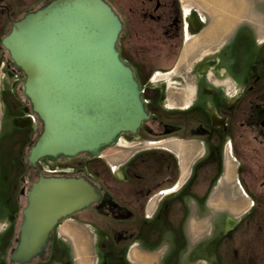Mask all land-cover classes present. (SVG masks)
I'll use <instances>...</instances> for the list:
<instances>
[{"label":"flooded vegetation","instance_id":"1","mask_svg":"<svg viewBox=\"0 0 264 264\" xmlns=\"http://www.w3.org/2000/svg\"><path fill=\"white\" fill-rule=\"evenodd\" d=\"M51 1L0 0V42L7 37L12 24ZM103 1L120 21L116 50L122 63L134 74L149 117L135 135L120 134L116 140L119 146L126 139L131 140L129 143L132 140L148 142L162 152L155 160L157 171L150 172L148 177L128 166V161L120 162L116 169L111 167L113 173L120 172L117 174L119 191L89 179L92 177L84 167L83 171L88 174L85 178L97 188L100 201L82 213L130 223L136 211L142 217L149 200L164 191L160 195H164L165 201L156 211L159 209L163 217L174 213L185 219L191 214L187 212V200L198 206L196 214L213 200L220 198L228 202L231 188L238 183L244 197L251 200L250 209L242 217L250 219L258 214L264 219V60L227 64V58L232 57L230 53L238 57L247 53L250 57V45L231 38L204 39L202 32L207 25L196 12L187 15L180 0ZM6 67L10 70L5 63ZM141 72L146 73L144 80L137 77ZM159 77L162 79L158 80ZM162 80L163 97L156 86ZM20 90L22 92L21 87ZM161 99L166 108L163 118L156 112ZM17 110L23 116L29 115L30 104L25 97ZM24 122L31 126L30 121ZM139 130H142L141 137ZM161 143L164 147L157 148ZM177 145L184 147L181 156L176 155ZM83 156H86V164L99 157ZM29 168L34 167L29 165ZM141 183L144 185L139 186ZM251 188L255 194L251 193ZM256 195L258 202L253 201ZM115 197L121 201L114 200ZM83 218L75 222L87 226L89 219ZM240 223L227 220L224 226L233 233ZM119 238L118 241H127L122 234ZM254 248H251L254 252L251 251L254 254L249 256L251 259L255 257Z\"/></svg>","mask_w":264,"mask_h":264},{"label":"rangeland","instance_id":"2","mask_svg":"<svg viewBox=\"0 0 264 264\" xmlns=\"http://www.w3.org/2000/svg\"><path fill=\"white\" fill-rule=\"evenodd\" d=\"M258 11L259 14L253 16L257 21L255 25L249 26L244 22L237 26L240 31L249 29L252 33L254 30L260 32L246 35L248 39L244 41L250 45V57L245 52L244 57L230 53L232 57L227 58V64L264 60V24L261 22L264 21V0L258 6ZM228 38L232 39V35ZM5 63L10 70L5 68ZM145 75L146 73L141 72L137 77L144 80ZM161 79L159 77L158 80ZM23 81V75L10 61L8 52L0 42V264H16L9 257L17 245L26 195L39 174L46 177L75 178H85L90 174L92 178L89 179L98 185L106 183L115 191L121 189L120 182L117 181V174L120 172L115 174L112 169L121 165L120 162H130L128 166L148 177L150 172L157 171L155 160L160 158L159 152H162L155 150L148 142L132 140L129 143L131 140L126 139L119 146L116 140L102 149L99 157L90 164H86V156L82 154L75 160H42L34 168H29L26 159L40 133L41 123L31 112V107L26 116L17 110L19 102H24L25 96L20 90ZM156 86L159 95L163 97V80ZM163 101L161 99L157 103L159 108L156 110L161 118L166 110ZM24 121H30L31 126ZM141 135L142 130H139V137ZM181 148L183 150L184 147L179 146L178 150L176 147V155L181 156ZM84 167H87L88 174L83 171ZM158 173L160 175L161 171ZM142 185L144 184L139 186ZM131 186L137 187L134 184ZM231 189L232 196L230 195L228 202L220 198L213 200L202 206L196 214L195 208L198 206L187 200V212L191 214H187L185 219L174 213L161 216L160 204L165 201V197L155 196L156 194L145 206L143 218L136 211L135 218L130 223L115 222L93 213V216L88 217L87 213L81 211L74 218L62 220L54 228L44 256L30 264H80L79 260L83 256L84 264H264V219L258 214L250 219L242 217L250 209L251 201L244 198L238 183H234ZM253 190L251 188V193L255 194ZM171 196L174 195H169ZM116 199L121 201L119 197L114 198ZM253 201L258 202V195L253 197ZM84 216L85 221L89 219L88 224L85 223L87 226L75 222L83 221ZM227 220L241 223L230 233L224 226ZM120 234L127 241H118ZM258 238L261 241H255ZM252 246L255 247L253 259L250 258L254 255ZM248 248L250 251L247 252Z\"/></svg>","mask_w":264,"mask_h":264},{"label":"water","instance_id":"3","mask_svg":"<svg viewBox=\"0 0 264 264\" xmlns=\"http://www.w3.org/2000/svg\"><path fill=\"white\" fill-rule=\"evenodd\" d=\"M120 32L103 0H53L12 24L2 46L23 75V95L41 123L26 159L31 167L45 159L96 157L148 120L134 74L116 50ZM99 201L83 177L39 174L26 195L10 261L42 258L54 228Z\"/></svg>","mask_w":264,"mask_h":264},{"label":"crops","instance_id":"4","mask_svg":"<svg viewBox=\"0 0 264 264\" xmlns=\"http://www.w3.org/2000/svg\"><path fill=\"white\" fill-rule=\"evenodd\" d=\"M261 1L262 0H180V3L185 13H190L191 11L196 12L199 19L208 26L202 32L204 39H216L219 41L232 35L233 41H239L245 40L247 38L246 35L252 33V30L246 29L240 31L237 26L244 22L249 24V26L256 24V18L253 16L259 14L258 6ZM261 22L264 24V21ZM261 22L259 21L258 23L261 24ZM257 33L260 32H255L254 30L252 34L255 35ZM162 145L163 143L160 144L161 147ZM176 147L178 150L179 145ZM160 192L161 191L155 196H159L161 194ZM163 192L164 191H162V193ZM248 201L250 202L251 200ZM69 235L74 236L71 234ZM83 258L84 256L79 260L80 264H84L83 261L85 260H83Z\"/></svg>","mask_w":264,"mask_h":264},{"label":"trees","instance_id":"5","mask_svg":"<svg viewBox=\"0 0 264 264\" xmlns=\"http://www.w3.org/2000/svg\"><path fill=\"white\" fill-rule=\"evenodd\" d=\"M83 155H88V154H83ZM90 156V155H89ZM92 157V156H91ZM47 160H55V159H47ZM29 165V164H28Z\"/></svg>","mask_w":264,"mask_h":264},{"label":"built area","instance_id":"6","mask_svg":"<svg viewBox=\"0 0 264 264\" xmlns=\"http://www.w3.org/2000/svg\"><path fill=\"white\" fill-rule=\"evenodd\" d=\"M32 119H34L33 117H31Z\"/></svg>","mask_w":264,"mask_h":264}]
</instances>
